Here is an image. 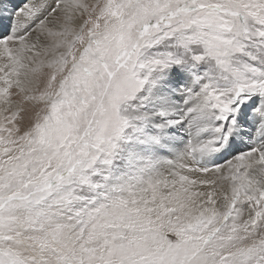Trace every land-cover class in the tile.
<instances>
[{"label": "snow or ice", "instance_id": "1", "mask_svg": "<svg viewBox=\"0 0 264 264\" xmlns=\"http://www.w3.org/2000/svg\"><path fill=\"white\" fill-rule=\"evenodd\" d=\"M0 264H264V0H0Z\"/></svg>", "mask_w": 264, "mask_h": 264}]
</instances>
